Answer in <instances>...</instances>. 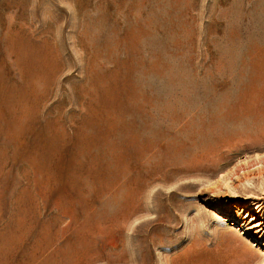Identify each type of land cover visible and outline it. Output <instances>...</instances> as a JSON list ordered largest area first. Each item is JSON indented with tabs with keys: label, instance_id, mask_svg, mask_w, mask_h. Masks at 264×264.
I'll list each match as a JSON object with an SVG mask.
<instances>
[{
	"label": "rangeland",
	"instance_id": "rangeland-1",
	"mask_svg": "<svg viewBox=\"0 0 264 264\" xmlns=\"http://www.w3.org/2000/svg\"><path fill=\"white\" fill-rule=\"evenodd\" d=\"M0 264H264V0H0Z\"/></svg>",
	"mask_w": 264,
	"mask_h": 264
}]
</instances>
